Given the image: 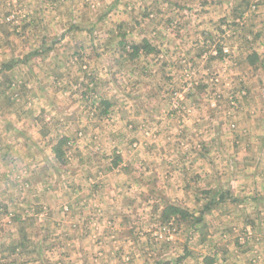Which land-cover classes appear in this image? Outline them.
I'll return each instance as SVG.
<instances>
[{
  "label": "rangeland",
  "instance_id": "374dc122",
  "mask_svg": "<svg viewBox=\"0 0 264 264\" xmlns=\"http://www.w3.org/2000/svg\"><path fill=\"white\" fill-rule=\"evenodd\" d=\"M262 42L264 0H0V264H251Z\"/></svg>",
  "mask_w": 264,
  "mask_h": 264
},
{
  "label": "crops",
  "instance_id": "0c3cea01",
  "mask_svg": "<svg viewBox=\"0 0 264 264\" xmlns=\"http://www.w3.org/2000/svg\"><path fill=\"white\" fill-rule=\"evenodd\" d=\"M259 9V8H258ZM248 38L251 40L249 43H253L252 42V40H253V38L254 37H251V36H248ZM261 42V41H260ZM262 43H264V42H262ZM263 50H264V48H263ZM262 52V51H261ZM250 55L252 54L251 52L249 53ZM247 56H248V53H245V57H244V61H246V60H248L247 59ZM258 56H260V58H264V51L262 52V53H259L258 54ZM252 70H254L253 69V67H251V66H249V67H246L243 71H241V69H240V71L238 70V69H235L234 70V75L233 76H235V79H238V76H240L241 75V73L242 72H244V71H247V75L249 76V82H250V75H252ZM235 86V85H234ZM253 88H251L252 90H256V85L254 84L253 86H252ZM212 106H213V104H212ZM259 109H260V107H259ZM106 113V112H105ZM249 112H248V110H247V108H246V110H244V111H241V112H239L238 113V115H236V117H234L233 118V120H232V122L234 123V124H236V127L239 125V123L240 122H248L249 123V121H248V118L250 117L249 116ZM204 114H201V116H203ZM184 120V119H183ZM190 119H189V117H187V122L189 121ZM197 122H202L201 120H200V117L196 120ZM216 124V123H215ZM224 129V128H223ZM221 132V133H220ZM220 134H222L223 136H226L225 135V133L223 132V130L222 131H219V136H220ZM226 134H227V132H226ZM230 134V133H229ZM249 134H250V132H248V133H245V135L244 136H249ZM231 137L230 138H232V135H230ZM228 155H230L229 157L227 156L226 158H228V159H226V160H234V158H235V160H238V158H240V157H237L236 158V156H241V152L238 150H232V151H229L228 152ZM192 162V161H191ZM200 166V164L195 160V162H193V165L191 166V168H193V169H196V168H198ZM231 166H233V168H235L236 167V164H234V163H232V165ZM236 187V190H237V188H239V180H238V182H234V186H233V190H234V188ZM236 192V191H235ZM243 196H245V195H243ZM242 196V197H243ZM241 198V197H240ZM244 198V197H243ZM243 198H241V201L243 200ZM245 200V202L246 201H248L247 199H244ZM234 202H236V200H233ZM237 203H239L240 204V201H237ZM234 208V207H233ZM238 208H239V206H238ZM235 209V212H233V213H229L230 215L229 216H224L226 219H230V220H232V218H234V216H235V213L237 212V209L236 208H234ZM206 220V219H205ZM205 220H203V221H205ZM216 220L218 221V215H217V217H216ZM218 223H219V221H218ZM201 225V224H200ZM202 226V225H201ZM198 229V227H196V230ZM225 246V245H224ZM228 249H229V247L228 246H226ZM222 250H224V247H223V249ZM230 250V249H229ZM227 251V250H226ZM222 251H215V253H221ZM224 252V251H223ZM262 252H264V245H261V247L259 248V250H256V251H252L251 252V254H249V255H247V256H249V262H251V264H253V261H256L257 259V256H259V259L261 258V260L260 261H258L257 263H255V264H264V254L262 253ZM202 254H204V253H202ZM202 254L200 255V263L199 264H202ZM255 254V255H254ZM256 257V258H255ZM263 257V258H262ZM221 256H220V254H217L216 255V259H219L218 260V262L219 261H221ZM254 259V260H253ZM253 260V261H252ZM215 260H213V262H214ZM224 261L225 262H227V258L225 257V259H224ZM212 262V263H213Z\"/></svg>",
  "mask_w": 264,
  "mask_h": 264
},
{
  "label": "trees",
  "instance_id": "16d2710c",
  "mask_svg": "<svg viewBox=\"0 0 264 264\" xmlns=\"http://www.w3.org/2000/svg\"><path fill=\"white\" fill-rule=\"evenodd\" d=\"M62 144L63 140L59 141L54 147H53V153L57 158H61L63 153H62Z\"/></svg>",
  "mask_w": 264,
  "mask_h": 264
},
{
  "label": "built area",
  "instance_id": "2783aa9c",
  "mask_svg": "<svg viewBox=\"0 0 264 264\" xmlns=\"http://www.w3.org/2000/svg\"><path fill=\"white\" fill-rule=\"evenodd\" d=\"M175 106V105H174Z\"/></svg>",
  "mask_w": 264,
  "mask_h": 264
}]
</instances>
